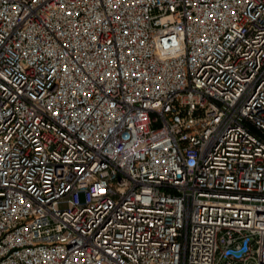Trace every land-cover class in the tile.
<instances>
[{
    "label": "built area",
    "instance_id": "2783aa9c",
    "mask_svg": "<svg viewBox=\"0 0 264 264\" xmlns=\"http://www.w3.org/2000/svg\"><path fill=\"white\" fill-rule=\"evenodd\" d=\"M0 264H264V0H0Z\"/></svg>",
    "mask_w": 264,
    "mask_h": 264
}]
</instances>
